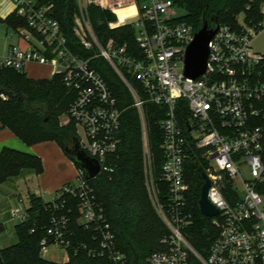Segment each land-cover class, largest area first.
<instances>
[{
    "label": "built area",
    "instance_id": "built-area-1",
    "mask_svg": "<svg viewBox=\"0 0 264 264\" xmlns=\"http://www.w3.org/2000/svg\"><path fill=\"white\" fill-rule=\"evenodd\" d=\"M12 2L15 17L24 25L8 26L19 39L0 52V67L20 73H26L31 64L49 67L51 78L61 77L68 90L76 93L60 122L63 126L74 123L80 149L98 161L99 175H111L116 169L125 110L91 60L104 59L128 90L141 127L148 195L166 228L165 249L151 255L147 263L264 264V54L253 48L264 20L240 29L220 25L209 44L205 73L192 79L185 76V62L197 31L181 21L180 9L172 0H76L74 33L83 48L94 53L88 59L73 52L53 17V6L41 5L39 0ZM91 6L115 15L136 8L134 21L111 22L110 29L133 27L139 52L114 38L102 42L89 15ZM260 13L264 15V3ZM5 37L11 41L14 35L7 32ZM148 105L159 108L155 114L162 133L160 180L165 193L155 176ZM194 160L202 165L203 177L210 182L209 201L219 212L211 218L219 235L207 256L188 238L194 223L188 197L189 164ZM68 197L78 202L79 223L98 232L99 246L90 253L126 264L127 257L117 248L105 209L82 167L76 181L64 185L48 202L57 213L41 241V254L48 255L51 248L68 254L71 244L66 238L73 213ZM28 209H14L12 216L24 222Z\"/></svg>",
    "mask_w": 264,
    "mask_h": 264
},
{
    "label": "trees",
    "instance_id": "trees-1",
    "mask_svg": "<svg viewBox=\"0 0 264 264\" xmlns=\"http://www.w3.org/2000/svg\"><path fill=\"white\" fill-rule=\"evenodd\" d=\"M172 1L186 13L181 21L192 25L196 31L204 22L212 28L216 21L222 26L240 29L237 16L242 12L248 15V23L253 26L264 20V15L260 13L264 0ZM39 2L41 5L53 6V17L59 22L73 52L86 59L92 57L94 53L85 50L74 33L75 15L78 11L76 0ZM89 15L102 42L114 38L120 45L129 43L132 49L139 52L133 27L110 29V23L117 19L115 14L97 6L89 8ZM0 23L13 27L24 25V21L17 19L15 15H10L5 20L0 19ZM91 65L105 78L118 99L120 109L125 112L119 135L116 169L111 175L100 174L90 180V183L98 202L105 209L117 248L127 257L126 264H148L147 259L151 255L165 249L162 239L166 228L152 206L146 187L138 114L131 107L132 100L128 90L107 62L102 58H95L91 60ZM75 97L76 93L69 91L59 76L35 80L27 73L0 67V122L27 146L56 142L72 160L67 150L75 144L77 131L74 123L61 125L60 118L69 111ZM147 109L156 181L165 193V187L160 180L163 164L160 148L162 133L159 117L155 114L159 108L148 105ZM76 166L81 167L78 164ZM23 170H33L41 174L42 159L5 148L0 155V186L10 178L19 176ZM189 170L192 180L188 197L194 213V223L188 229V238L198 252L207 256L219 232L212 225L213 219L203 215L199 208L205 183L201 163L194 160L189 164ZM66 200L68 208L73 210L66 238L71 244L68 247L67 262L50 261L41 254V241L47 237L52 217L57 211L50 208V203L45 202L42 197L32 195L27 220L16 226L18 242L0 249V264H114L106 257L93 256L90 253V250L99 246L98 232L94 227L87 229L81 225L78 202L69 197ZM67 210L65 209L66 212Z\"/></svg>",
    "mask_w": 264,
    "mask_h": 264
},
{
    "label": "crops",
    "instance_id": "crops-1",
    "mask_svg": "<svg viewBox=\"0 0 264 264\" xmlns=\"http://www.w3.org/2000/svg\"><path fill=\"white\" fill-rule=\"evenodd\" d=\"M14 11L15 6L12 0H0L1 20L14 15ZM5 25L8 28V25ZM262 31H264V28L258 31L254 39ZM9 45L7 44L4 51L8 49ZM28 66L31 69L38 67L52 75V69L49 67L32 64ZM26 73L28 74L27 71ZM28 76L35 80L51 78V76H40L36 73ZM5 148L40 157L43 162V172L37 174L33 170H23L19 176L10 178L0 186V193L5 192L9 199L5 204L4 201L0 200V249L13 246L18 242L16 226L21 221L12 216V211L15 207L28 209L30 207V196L32 195L42 197L45 202L51 201L65 184L75 182L78 174L76 164L56 142H44L34 146H27L10 129L4 128L0 122V155ZM16 203L18 205L14 206ZM11 235L14 236L12 239ZM53 249L55 248L50 249L49 254L56 252L57 249ZM46 257L47 255L44 256V258ZM67 261L68 258L58 263Z\"/></svg>",
    "mask_w": 264,
    "mask_h": 264
},
{
    "label": "water",
    "instance_id": "water-1",
    "mask_svg": "<svg viewBox=\"0 0 264 264\" xmlns=\"http://www.w3.org/2000/svg\"><path fill=\"white\" fill-rule=\"evenodd\" d=\"M220 29V24L216 21L212 28L208 23L204 22L202 27L196 32L193 42L188 47L185 62V76L196 79L203 75L207 68V62L210 54L209 44ZM75 164L80 165L87 170V179H95L100 173V165L98 161L90 158L84 151L80 149V141L76 137L74 147L67 150ZM204 178L206 176L204 175ZM210 182L206 178L201 192L199 201L200 211L206 217L212 218L218 215V210L212 205L208 198Z\"/></svg>",
    "mask_w": 264,
    "mask_h": 264
},
{
    "label": "rangeland",
    "instance_id": "rangeland-1",
    "mask_svg": "<svg viewBox=\"0 0 264 264\" xmlns=\"http://www.w3.org/2000/svg\"><path fill=\"white\" fill-rule=\"evenodd\" d=\"M179 16H184L186 13L184 10H179L178 11ZM116 16V22L118 24H126L134 21L137 18V9L136 8H129V9H123L118 12ZM238 23L241 27L245 28L249 26L248 23V15L245 12L240 13L237 16ZM14 35L13 40L8 41V39L5 37L6 33ZM19 37L15 34V32L12 29H8L7 26L4 23H0V52H3L7 44H10V42L16 43L18 41ZM21 47L27 48V45L24 43L20 44ZM253 47L256 51L264 54V31L259 33V35L254 39L253 41ZM26 71L28 72V75H32V73H36L38 75L42 76H51L47 71L39 69L38 67H35L34 69L29 68V66L26 68ZM78 135H83L82 132L80 131V134ZM0 200L4 201L7 203L9 199L7 198L6 193H0ZM18 204L16 203L14 206H17ZM18 207H15L16 209ZM11 235V239H12ZM55 250V249H53ZM68 254L66 250L60 249L59 251L56 250V252L48 254L46 259L53 261L54 262H60L63 260H67Z\"/></svg>",
    "mask_w": 264,
    "mask_h": 264
},
{
    "label": "flooded vegetation",
    "instance_id": "flooded-vegetation-1",
    "mask_svg": "<svg viewBox=\"0 0 264 264\" xmlns=\"http://www.w3.org/2000/svg\"><path fill=\"white\" fill-rule=\"evenodd\" d=\"M73 147H74V145H73ZM73 147H72V148H73Z\"/></svg>",
    "mask_w": 264,
    "mask_h": 264
}]
</instances>
